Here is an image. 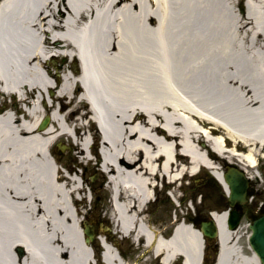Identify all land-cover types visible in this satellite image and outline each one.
<instances>
[{
    "label": "bare ground",
    "instance_id": "6f19581e",
    "mask_svg": "<svg viewBox=\"0 0 264 264\" xmlns=\"http://www.w3.org/2000/svg\"><path fill=\"white\" fill-rule=\"evenodd\" d=\"M244 6L239 15L231 0H0V103L26 98L24 117L12 103L0 109V264H91L80 232L90 224L87 186L92 196L108 191L122 240L161 264L179 256L200 264L198 230L184 220L166 237L168 221L149 206L157 185L194 203V191L179 194L181 179L203 168L227 196L225 171L212 160L220 157L255 180L264 153V0ZM200 15L213 29L197 26ZM75 57L79 69L67 67ZM55 59L65 61L61 72ZM214 219L215 264H261L224 214ZM104 235L105 263L122 264L117 238Z\"/></svg>",
    "mask_w": 264,
    "mask_h": 264
},
{
    "label": "rangeland",
    "instance_id": "374dc122",
    "mask_svg": "<svg viewBox=\"0 0 264 264\" xmlns=\"http://www.w3.org/2000/svg\"><path fill=\"white\" fill-rule=\"evenodd\" d=\"M236 9L237 14H243L244 11V4L245 0H231ZM205 20V21H204ZM197 26L200 28H208V30L213 29V21L211 17H207L205 15H200L197 17ZM65 61H60L59 59H55L54 65H52V69L57 72V68L64 65ZM57 67V68H56ZM58 72H61V70H58ZM31 98V97H29ZM2 104V103H0ZM57 150V149H56ZM59 150V149H58ZM63 151H66L64 149ZM63 160V158H62ZM235 168L239 169V167ZM82 171V168H79V172ZM259 172L260 174H263V179L255 178L254 181H249V189L248 191L256 194V197L253 199V203H251V199L248 201L247 205L255 207L261 205V199L264 201V161L259 162L256 170L254 171ZM88 182H95L98 178L97 173H90L87 175ZM102 187H105V183L102 184ZM181 190L179 191V194L181 197L190 191H194L196 196V199L194 200V209L193 211H190L188 209V212H186V209L189 205V200H185V202L181 201V208L182 215L185 216L186 220L191 223V221L200 220L206 216L207 207L209 205L211 208L214 209H224L225 206H227L226 198L223 196L218 188L216 187L215 182L211 178V175L209 172L202 170L195 178H190L189 180L186 179L185 181H182L181 183ZM96 194L92 196L90 188L87 186L86 192L89 194L87 197L86 209L89 211L90 217L89 221L93 223L96 232L100 231V221H102L103 225H109L113 226V218L110 216V206L108 204V196L106 192L107 190H103L102 188L96 189ZM165 191L162 190V192L156 193V198L153 204L149 206V215L156 214L157 217L162 220L163 222H167L172 214L173 207L170 205L169 200L167 199L166 195L164 194ZM201 194L203 196L202 199H200ZM89 196H91V201L89 200ZM257 198V199H256ZM213 200V201H212ZM212 201V202H211ZM95 203V204H94ZM212 204H215L216 206H213ZM243 206V205H241ZM253 217V216H252ZM249 221L246 218L242 219V222L240 226L238 227V235L240 236L238 245L241 247L242 251L244 253H249V250L247 249L248 246V237L250 235L249 230ZM167 225V223H166ZM113 232V230H112ZM97 238L94 240L93 244L97 245ZM116 244L118 247L122 250V252L125 251L124 245L130 244L131 246H137L131 241L128 240H122L117 238ZM140 244V243H139Z\"/></svg>",
    "mask_w": 264,
    "mask_h": 264
},
{
    "label": "flooded vegetation",
    "instance_id": "af4514ba",
    "mask_svg": "<svg viewBox=\"0 0 264 264\" xmlns=\"http://www.w3.org/2000/svg\"><path fill=\"white\" fill-rule=\"evenodd\" d=\"M9 103H12L11 112L14 115L15 118L24 117L22 115V112L20 111L19 107H16L14 104V101L11 99L6 100L4 104H0V109L6 110V107H8ZM3 105V106H1ZM5 105V106H4ZM2 110V111H3ZM253 194L250 192L248 193L247 198L251 197ZM225 208H228L226 206ZM211 210H216L218 212H221L223 209H210L206 211V215L211 212ZM236 211L239 213L240 219L246 218L250 221H252L256 216L264 214V203L259 207H255V205H244V206H235L234 208H231L230 211ZM253 216V217H252ZM207 219H200L197 220L196 225L198 227L201 226V224L206 221ZM125 251L122 252L120 248L116 251L117 255L116 257L122 262V264H161L159 261V257L157 255H153L152 253L148 252V249H145L143 245L140 243L137 246H131L130 244L124 245ZM214 254V243L213 239L206 238V244H205V258L203 260V264H208L212 260V256ZM179 264V263H175Z\"/></svg>",
    "mask_w": 264,
    "mask_h": 264
},
{
    "label": "water",
    "instance_id": "95a60500",
    "mask_svg": "<svg viewBox=\"0 0 264 264\" xmlns=\"http://www.w3.org/2000/svg\"><path fill=\"white\" fill-rule=\"evenodd\" d=\"M225 179L231 189V204H234L236 201L242 202L244 200L246 183L241 179V174L231 171L229 174L225 175ZM204 226H207L211 230V232L203 231V234L209 236L216 235V231H214L212 222L204 224ZM250 227L252 230V235L249 239L250 245L259 257L260 261L264 264V216L257 219ZM86 232L88 234H91V230ZM19 254H22L21 249H19Z\"/></svg>",
    "mask_w": 264,
    "mask_h": 264
}]
</instances>
